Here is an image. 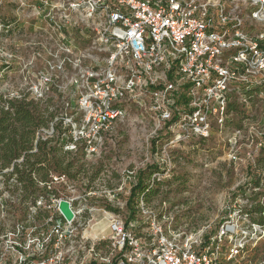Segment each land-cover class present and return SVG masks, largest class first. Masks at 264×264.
Segmentation results:
<instances>
[{
	"label": "built area",
	"instance_id": "built-area-1",
	"mask_svg": "<svg viewBox=\"0 0 264 264\" xmlns=\"http://www.w3.org/2000/svg\"><path fill=\"white\" fill-rule=\"evenodd\" d=\"M30 3L39 41L44 37L48 44L45 69L38 72L31 95L42 100L51 88L64 98L51 107L48 125L37 129L32 153L37 142L53 140L62 152L99 155L130 108L148 118L151 137L164 139V154L175 144L205 142L234 122L236 140L228 159L233 165L246 161V169L262 172L254 182L245 181L248 186L241 191L246 202L262 206L257 214L264 218V124L245 140L248 117L235 119V113H241L238 108L246 112L245 105L264 102V0ZM241 140L244 147L238 145ZM138 169L124 172L128 196L138 183ZM36 183L41 192L30 200L25 220L0 235V264L101 261L95 249L105 236L100 222L85 218L87 195L66 174L52 172ZM144 198V192L139 193L137 203ZM61 201L69 204L70 221L59 211ZM4 202L0 197V213ZM88 211L106 220L113 247L129 253L125 263L241 264L248 257L247 236L264 237V225L234 221L236 215L246 219L248 211L229 213L215 232L206 224L190 234L148 212L144 231L153 242L143 250L133 232L135 224L123 223L115 209ZM242 264H264V258Z\"/></svg>",
	"mask_w": 264,
	"mask_h": 264
},
{
	"label": "rangeland",
	"instance_id": "rangeland-1",
	"mask_svg": "<svg viewBox=\"0 0 264 264\" xmlns=\"http://www.w3.org/2000/svg\"><path fill=\"white\" fill-rule=\"evenodd\" d=\"M0 19L10 22L9 32H3L0 26V93L30 92L38 72L45 69L48 46L44 37L39 41L40 31H35L30 0H0ZM49 91L45 98L51 102V110L64 98L54 89ZM245 106L246 112L238 108L241 113L239 116L235 113L236 120L240 115L248 117L243 125V139L251 138L264 124V102ZM151 127L147 117L130 108L124 121L114 127L112 138L101 154L79 160L71 154L73 158L67 157L64 161L63 165L72 162L70 173L75 176L68 177L76 182L81 194L87 195L86 220L100 222L105 236L103 243L95 249L101 260L97 264H113L115 260L124 264L121 259L128 258L129 253L113 247L106 220L88 209L113 208L115 215L126 222L130 216L126 207L130 184L124 182V172L133 167L139 168L137 179L141 172L144 173L147 186L143 191L146 199L138 204L135 218L130 221L135 224L134 234L144 244L143 250H149L153 242L144 231L148 212L156 220L185 234L206 224H211L215 232L229 213L233 215L238 210L249 212H246V219L234 217V221L242 226L256 223L253 220L259 218L255 212L250 213L253 203L246 202L239 189H246L248 185L244 182H254L259 176L256 174L262 172L246 169V161L233 165L228 159L230 146L236 140L232 135L234 122L228 130L215 132L205 142L175 144L167 154L160 151L164 139L150 136ZM242 140L238 145L244 147ZM149 167L155 169L149 170ZM11 184L6 187L0 178L1 198L6 199L0 213V235L16 222L25 220L30 203V200L21 203L19 198L11 196ZM119 187L121 191L117 190ZM245 244L249 250L245 261L258 263L264 258L263 236L249 234ZM244 260L240 263H245ZM125 264L135 263L127 261Z\"/></svg>",
	"mask_w": 264,
	"mask_h": 264
},
{
	"label": "trees",
	"instance_id": "trees-1",
	"mask_svg": "<svg viewBox=\"0 0 264 264\" xmlns=\"http://www.w3.org/2000/svg\"><path fill=\"white\" fill-rule=\"evenodd\" d=\"M0 26L3 32H9L10 22L0 19ZM45 94L42 100H35L31 92L15 95L0 93V178L6 187L12 183L9 192L11 196L19 198L21 203L33 200L41 192L36 181H46L50 173L66 174L71 178L75 176L70 173L72 162L63 165L65 159L71 157V153L62 152L58 141L37 142L36 152H31L37 129L46 127L53 117L49 108L51 102L45 98ZM233 110L237 112V108ZM74 155L77 160L84 157L81 151ZM19 159H22L20 163ZM9 168L12 170L4 173V170ZM137 182L126 202L130 212L126 224L135 218L138 209L136 199L147 187L143 172L139 174ZM255 185L258 186V181H255ZM250 210V213L259 214L262 206L253 202ZM253 221L264 225V218L261 216ZM122 261L126 262L125 259ZM113 264L118 262L115 260Z\"/></svg>",
	"mask_w": 264,
	"mask_h": 264
},
{
	"label": "water",
	"instance_id": "water-1",
	"mask_svg": "<svg viewBox=\"0 0 264 264\" xmlns=\"http://www.w3.org/2000/svg\"><path fill=\"white\" fill-rule=\"evenodd\" d=\"M59 211L65 220L70 221L73 218V214L69 208V204L65 201L59 203Z\"/></svg>",
	"mask_w": 264,
	"mask_h": 264
}]
</instances>
